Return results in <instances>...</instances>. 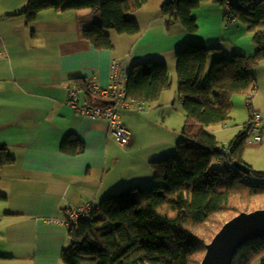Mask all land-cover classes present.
Here are the masks:
<instances>
[{"label":"crops","instance_id":"0c3cea01","mask_svg":"<svg viewBox=\"0 0 264 264\" xmlns=\"http://www.w3.org/2000/svg\"><path fill=\"white\" fill-rule=\"evenodd\" d=\"M165 1L147 0L128 14L139 27L133 35L105 30L113 46L108 50L84 37L99 15L50 9L27 23L19 13L29 0H0V146L14 158L0 168V195L6 197L0 201V264H64L72 210L99 205L110 194L155 180L152 162L160 160V152L171 151L180 137L161 138L159 114L177 97L182 104L178 50L193 44L214 49L209 67L218 56L250 58L258 53L254 35L264 32V21L250 31L240 20H228L230 12L222 4L206 2L192 12L196 33H187L178 24L168 31L162 14ZM146 61L166 63L172 87L153 104L121 108L122 124L132 135L127 145L110 133L106 122L83 117L68 104V90L78 79L107 88L113 65L128 71ZM85 100L82 96L80 105ZM252 141L246 144H264L254 137ZM67 143L72 150L76 144L84 149L71 153L64 149ZM160 144L170 146L160 151ZM245 156L244 151L242 159Z\"/></svg>","mask_w":264,"mask_h":264},{"label":"trees","instance_id":"16d2710c","mask_svg":"<svg viewBox=\"0 0 264 264\" xmlns=\"http://www.w3.org/2000/svg\"><path fill=\"white\" fill-rule=\"evenodd\" d=\"M147 0H29L20 12L27 23L34 22L45 10L89 11L99 20L88 25L84 37L98 49H112L105 30L133 35L138 24L128 14L140 9ZM217 2L226 7L228 20L238 19L250 31L264 21V0H166L162 14L168 31L178 24L183 31H198L192 12L203 3ZM231 14V15H230ZM15 15H6L11 18ZM90 26V27H89ZM259 51L254 57L218 56L208 70L210 49L202 44L188 45L176 52L178 94L186 115L182 138L174 156L152 162L155 185L132 186L104 197L89 221L72 223L70 244L64 249V264H201L206 246L221 227L250 206L264 200V172L246 175L235 166L243 162L247 138L245 126L229 142L231 154L225 156L221 143L208 127L226 123L232 109V97L248 94L256 86L255 67L264 59V32L256 31ZM83 105L99 107L88 80L78 79ZM166 63H135L128 70L124 100L132 105L151 104L171 89ZM249 114L255 112L247 99ZM69 143L64 149L72 150ZM84 147L75 145L71 153ZM214 161L223 165L213 167ZM14 162L6 146H0V168ZM245 164V163H244ZM247 177L261 180L253 184ZM6 197L0 195V201ZM264 207H261V209ZM225 212L227 219H216ZM209 224V225H208ZM206 228V233L199 230ZM264 255V239L246 244L233 264H253Z\"/></svg>","mask_w":264,"mask_h":264},{"label":"rangeland","instance_id":"374dc122","mask_svg":"<svg viewBox=\"0 0 264 264\" xmlns=\"http://www.w3.org/2000/svg\"><path fill=\"white\" fill-rule=\"evenodd\" d=\"M233 58V56L231 57ZM213 64V63H212ZM212 64L209 68H211ZM254 76L257 80L259 88L256 89V93L252 100V105L254 106V110H259L264 112V59L259 63L258 66L254 69ZM172 91V90H171ZM234 109L231 114V119H229L226 123L216 124L208 127L209 132L213 133L221 144H229V142L233 139L234 136L238 135L240 130L244 129L243 125L246 124L250 119L249 117V110H248V100L247 94H237L233 99ZM153 104V103H152ZM170 105H165L164 108H160V136L163 137H170L176 138L179 137L178 142L181 139V130L185 127L186 122V115L183 111L182 104L177 97L176 100H172ZM174 104V105H173ZM149 105V104H148ZM148 108V106H147ZM147 108L145 111H147ZM156 108L154 111L158 110ZM121 111H125L120 109ZM127 112V111H126ZM153 122V121H151ZM245 126V125H244ZM230 140V141H229ZM253 136H251L247 140V144L249 142L254 143ZM264 141V140H263ZM176 143V142H175ZM264 143V142H263ZM246 144L245 154L246 156L243 159V162L251 167L254 171H261L264 172V144H256L254 146H249ZM253 145V144H251ZM170 146L169 144H160V151L163 148ZM172 149L165 150L162 153L160 152V160L164 158H168L170 156H174L177 153V145H171ZM165 154V155H162ZM213 167L221 168L223 165L218 161H214L212 164ZM152 176L154 177L153 171L151 172ZM250 182L253 184L260 183L261 180L253 177H247ZM155 185V180L152 183L148 184L147 186ZM123 191V190H120ZM118 191V192H120ZM253 207H264V200H257L250 206V209ZM263 209V208H262ZM216 219H227L228 214L225 212L216 214ZM209 225V224H208ZM206 228H201L199 232L204 235L206 233ZM205 236V235H204ZM203 259V258H202ZM253 264H264V255L261 256L258 260L254 261Z\"/></svg>","mask_w":264,"mask_h":264},{"label":"built area","instance_id":"2783aa9c","mask_svg":"<svg viewBox=\"0 0 264 264\" xmlns=\"http://www.w3.org/2000/svg\"><path fill=\"white\" fill-rule=\"evenodd\" d=\"M233 19L232 22H235ZM128 81V71L116 64L112 67L110 85L107 88L96 86L89 81L90 89L95 97L100 100L112 101L113 106L106 105L99 107H90L80 105V93L76 84L68 90V104L83 117L90 118L94 121H104L108 125L110 133L117 138L123 145H127L132 140L131 132L122 124L120 109H132V104L124 100L125 83ZM253 92H255L253 90ZM142 109V107H138ZM245 134L248 138L254 137L256 143H262L264 140V112L255 111L252 118L245 126ZM222 153L227 157L231 154L229 144L221 145ZM99 208L98 204H87L84 207L74 209L70 212L69 218L72 223L80 221H89L96 214Z\"/></svg>","mask_w":264,"mask_h":264},{"label":"water","instance_id":"95a60500","mask_svg":"<svg viewBox=\"0 0 264 264\" xmlns=\"http://www.w3.org/2000/svg\"><path fill=\"white\" fill-rule=\"evenodd\" d=\"M98 103L114 105L107 100H99ZM235 166L246 175L252 172L249 166L239 161ZM256 239H264V209L241 212L227 221L206 246L201 264H233L239 251Z\"/></svg>","mask_w":264,"mask_h":264},{"label":"clouds","instance_id":"9594fccd","mask_svg":"<svg viewBox=\"0 0 264 264\" xmlns=\"http://www.w3.org/2000/svg\"><path fill=\"white\" fill-rule=\"evenodd\" d=\"M232 21V20H231ZM257 87V86H256ZM256 87H253V88H251L250 89V91H249V93L247 94V99H253L254 98V95H255V93H256ZM253 90L255 91V92H253ZM249 104V102L247 103V105ZM256 111H259V110H256ZM253 115V114H252ZM252 118V117H251ZM248 123V122H247ZM244 131H245V129H244ZM246 135V134H245ZM247 137V136H246Z\"/></svg>","mask_w":264,"mask_h":264}]
</instances>
